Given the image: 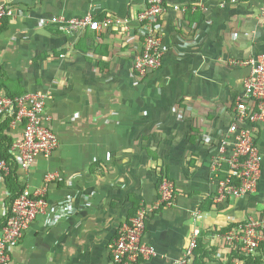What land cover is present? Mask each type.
<instances>
[{"label":"crops","instance_id":"1","mask_svg":"<svg viewBox=\"0 0 264 264\" xmlns=\"http://www.w3.org/2000/svg\"><path fill=\"white\" fill-rule=\"evenodd\" d=\"M145 1L0 0L12 11L0 28V95L47 94L59 141L51 156L16 169L22 188L45 189L48 209L11 249L12 264H111L117 228L136 205L158 202L159 175L174 185L173 204L149 218L143 241L156 254L138 264H173L195 228L191 264H233L223 234L264 215V157L256 191L224 204L213 200L210 173L249 73L242 63L264 53V0H164L161 66L139 79ZM86 14L113 24L69 35L49 22ZM20 134L7 125L0 136L12 145ZM259 146L264 153V130ZM8 194L0 172V224Z\"/></svg>","mask_w":264,"mask_h":264},{"label":"built area","instance_id":"2","mask_svg":"<svg viewBox=\"0 0 264 264\" xmlns=\"http://www.w3.org/2000/svg\"><path fill=\"white\" fill-rule=\"evenodd\" d=\"M164 0H146L145 8L136 21L141 28V50L133 61V71L143 79L161 66L163 46L158 22L164 12ZM234 1V0H230ZM225 3L226 0H221ZM12 16L7 5H0V25ZM50 24L62 33L75 35L84 31L99 32L113 24L105 18L98 22L91 14L65 19L52 17ZM249 73L242 83V91L230 107L231 122L214 147L210 159V173L216 181L215 203L249 196L256 191L264 157L259 139L264 130V54L242 63ZM47 94L38 92L20 97L0 95V124L19 127L20 138L9 148L18 169L27 170L38 157H49L59 145L45 113ZM0 172L8 175L10 167L0 159ZM54 180L48 174L46 182ZM158 202L154 206L140 205L135 214L123 222L108 245L111 264H138L152 259L156 252L143 241L147 222L155 210L170 207L175 195L173 183L163 175L156 180ZM45 189L29 192L24 189L6 207V221L0 231V264H12L11 249L19 244L34 219L48 209ZM200 231H191L181 256L173 264H191ZM223 240L233 250V264H251L264 255V215L249 217L230 226ZM259 257V258H258Z\"/></svg>","mask_w":264,"mask_h":264},{"label":"trees","instance_id":"3","mask_svg":"<svg viewBox=\"0 0 264 264\" xmlns=\"http://www.w3.org/2000/svg\"><path fill=\"white\" fill-rule=\"evenodd\" d=\"M5 19V18H4ZM3 19V21H4ZM2 21V23H3ZM2 24L0 25L1 28ZM7 127L6 122L3 124H0V135L2 134V131ZM0 159L5 160L7 162V164L10 167V172L8 175H4L5 177V181L7 183V187H8V199L6 201V207L8 206V204H10L12 202V200L19 195L24 188H22L19 184H17L16 182V169H17V165L16 163L12 160V157L9 154V148L11 146V143L7 140L4 139L0 136ZM140 205H136L133 209H132V213L130 216H133L135 214V212L137 211V209L139 208ZM6 221V214L5 217L3 218L1 224H0V230L2 229V227L4 226ZM248 264V262H247ZM250 264V262H249ZM254 264H258V261H256Z\"/></svg>","mask_w":264,"mask_h":264},{"label":"rangeland","instance_id":"4","mask_svg":"<svg viewBox=\"0 0 264 264\" xmlns=\"http://www.w3.org/2000/svg\"><path fill=\"white\" fill-rule=\"evenodd\" d=\"M260 54L262 55V54H264V53H257V54H255L254 56L256 57L257 55H260Z\"/></svg>","mask_w":264,"mask_h":264}]
</instances>
